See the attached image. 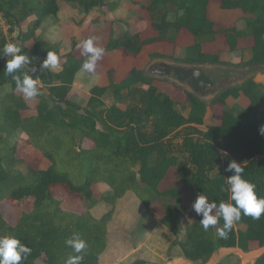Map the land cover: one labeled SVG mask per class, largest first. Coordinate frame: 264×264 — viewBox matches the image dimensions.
<instances>
[{"label":"trees","instance_id":"trees-1","mask_svg":"<svg viewBox=\"0 0 264 264\" xmlns=\"http://www.w3.org/2000/svg\"><path fill=\"white\" fill-rule=\"evenodd\" d=\"M210 1L149 0L146 11L154 34L113 33L105 51L137 58L145 47L176 44L187 32L194 42L184 57L156 53L150 58L248 68L241 79L249 71H264V0H221L223 10L240 12L244 30L237 25L217 30L208 16ZM62 4L84 18L108 6L107 0H0V15L10 31L19 30L11 40L0 31V264H39L42 258L45 264H99L116 207L128 194L148 211L153 204L162 206L160 222L176 237L172 247H180L189 261L205 263L222 248L264 247V85L251 77L218 91L210 106L221 108V123L206 130L199 128L205 125V100L180 88L186 96L179 102L136 67L121 82L116 70H109L107 84L94 86L81 105L70 97L72 85L89 72L94 57H78L77 41L62 55L60 44L38 35L42 23L58 19ZM221 34L230 52L252 38V59L233 65L222 62L221 54H205L203 43ZM54 63L59 72L51 69ZM29 94L36 99L33 104ZM242 94L250 104L234 113L227 100ZM25 111L36 114L23 117ZM22 133L50 163L48 169H35L15 157ZM87 140L91 149L84 147ZM22 165L25 171L19 169ZM171 170L177 172L175 186L163 191ZM100 184L109 191L97 198ZM56 188L77 198L78 211L63 207ZM191 192L205 199L213 214H198L184 230L179 216ZM6 201L19 208L30 205V210L10 224L1 210ZM103 204L111 209L98 219L93 210ZM256 264H264V254Z\"/></svg>","mask_w":264,"mask_h":264},{"label":"crops","instance_id":"crops-1","mask_svg":"<svg viewBox=\"0 0 264 264\" xmlns=\"http://www.w3.org/2000/svg\"><path fill=\"white\" fill-rule=\"evenodd\" d=\"M123 9L121 7H119V8L117 7L116 11H113V14L115 15L113 17L114 18L118 17V19H120V17L123 16V15H121V12ZM126 12L128 14L127 17L129 18L128 19V25H129L130 31H128V32L131 34H134V35L135 34H141L142 37H144V34L149 31V18L146 15L140 16L143 18H138L139 12L137 11V9L133 10V9L129 8L128 10H126ZM208 16L214 22L215 28L217 30H222L225 28L233 27L235 25H237V27L240 30H244L246 28L245 21H241V19H240L241 18L240 12L223 10L221 8V0H211L210 1L209 7H208ZM58 24H59L58 20L54 21L52 19H49V20L45 21L44 23H42L41 29L38 31V35L42 36L45 33L46 34L45 38H47L48 41L52 42L53 44H60L62 55H65L68 52H70V50L72 49L74 41L78 42V44H79L78 49H81L84 46V44H83L84 38L82 37V34H83L84 29L86 27L89 28V26H83L81 28L76 27L77 30H74L72 27V30H71L72 33L70 35L68 34L66 39L63 41L62 40L63 30H62V28L60 29V25L58 26ZM68 24H70V23H68ZM102 26L103 25L93 26V28H91V31L90 32L88 31L87 35H86V36L90 35V38H92V40L97 41L96 43H100L101 45H102V43H104L106 41V39L103 40V39H101V37H103V38L110 37V35L106 32L105 29L100 30V29H102ZM102 31H103L105 36H101ZM113 33H118V32H113ZM94 36H95V38H94ZM49 37L52 38V40L48 39ZM146 38H148V37H146ZM193 42H194V38L189 33L182 32L179 35L176 44H170V45L173 46L172 51L173 52L176 51L177 57H184L185 56L184 55L185 48L192 45ZM165 45H168V43H157L154 45L147 46L144 48L143 53L140 56H142L144 54V51L148 48L150 49V48H153L156 46L162 47ZM252 47H253V39L248 38V39L241 40L239 42V49L236 52H230L229 47L226 43V38L223 34H221V35H218L213 42L203 43L202 51L208 55L221 54L222 62L228 63V64H233V65H238L242 62H248L252 59ZM78 49L76 51V55L79 57ZM157 53H159V52H157ZM152 54H156V53H152ZM160 54H163V53H160ZM117 55L124 57L125 60L133 58V57H127V56L123 55L122 53H118L116 51L111 52V53H107L106 58L114 59L113 57L117 56ZM164 55H166V54H164ZM83 56L84 55H82L81 57H83ZM99 56H97V61L102 59V58L100 59ZM139 57H137V58H139ZM115 60H116V62H115L116 65L114 66L112 64L110 66L109 70H111V69L116 70L117 82H121L124 78H126V76L128 75V73L130 72V70L132 68H134V67L138 68L136 65V66L132 67L130 70H128V72H126L125 75H122L123 68L120 66H123V63L122 64L118 63V60L117 59H115ZM156 60H158V59H156ZM122 62H123V60H122ZM92 64H90L87 68V70L89 72H84L83 76L80 75L79 78L77 79V81H75L73 83L72 90L70 93L71 99H73V96H75V97L76 96H79V97L84 96L87 99L90 96V90L94 86L99 85V84L100 85H106L107 84L106 74L109 70L106 69L107 71L105 70L103 72H98V73L92 72L91 71L92 70L91 67L93 66ZM56 66H59V69L56 70ZM184 67L199 68L206 73V71L203 69L204 68L203 66L187 65ZM207 67L209 68L210 66H207ZM51 69L53 71L59 72L61 70V67H60V65L54 63L51 66ZM246 70L248 71V68H246ZM251 77L254 79V81L256 83H258L260 85H264V71L262 70V71H258V72H250V71L247 72L246 76H244L242 79L239 78L240 80L236 81V83H234L232 85V87L236 86V85H240L245 79H248ZM237 78H238V76L236 75V77L234 76V78L232 80H235ZM41 86L42 85L40 84L39 87H41ZM156 86H158V85H156ZM83 89H85V90H83ZM160 89H162V88H160ZM83 91H86V94H84ZM169 94L172 95V97L174 99L176 98V96H174L173 94H171V93H169ZM203 100H205V99H203ZM76 102L81 104V105L84 104V103H80L78 100H76ZM249 104H250L249 99L243 94L238 99L229 98L227 100V105H228L229 109L232 110L234 113H238L242 109L247 108L249 106ZM214 108H215V106L212 107L209 104L207 107L206 116H208L209 114H213V112L215 111ZM217 108H219V107H217ZM26 112H30L31 114L27 116V115H25ZM35 114H36L35 111H25L22 113L23 117H30V116L35 115ZM206 116H205V119H206ZM220 123H221V120H219V123H216L214 125L215 126L220 125ZM211 126H213V125H211ZM19 138H21V140L20 139H19L20 141L18 140V142H19L18 148L20 147V143H25V144H27L28 142L31 143L26 134H23V133L20 134ZM87 143L90 144L89 147H85V145ZM29 147H30V152L36 153L34 156V159H37L38 157L41 156V154L35 149V147L33 146L32 143L30 144ZM84 147L87 149H91L92 143L87 140L84 143ZM43 159H45V158H43ZM25 161H27L28 163L31 164L30 159L26 158ZM48 168H49V166H48ZM48 168H46V169H48ZM46 169H44V170H46ZM167 189H169V188H166L165 190H167ZM191 193L194 194L193 192H191ZM129 195L130 194H128L126 198H128ZM124 201L125 200H122V201H120V203H123ZM203 202H206V200L203 198H199V196L197 194H194V197H192V198H190L188 195L184 198L183 205H182L183 211L179 216L181 218V224H182V227L184 230H186V225L185 226L183 225V218H185V219L190 218L188 221H186V224H187L188 222H192L194 220V218L200 213L211 212L213 214V211L208 208L209 206L206 207V205ZM107 211H109V209H107V208L103 209L102 207L99 206L93 210V215L99 219L102 216H104L105 213H107ZM138 211L139 212L129 210V209H127V210L117 209L115 211L114 217H113V219L110 222L109 227H108L106 250L103 253V255L101 256L99 264H122L123 259H119L120 258L119 251L122 250V248L125 245L132 248L131 253L135 255V259H133L132 261L131 260L127 261L125 264H134L135 262H139V261H142L145 264H256L258 258L264 254V247H260L257 243H252L250 246V249L248 251H244L238 247L237 248H229V249L222 248V249L218 250L215 254H213L211 259L205 263L204 262L189 261L183 255V252L180 249V247H178V246L172 247V244L176 240V237L168 228H166L165 226H163L161 224L160 218L162 217L163 214L160 216H157V215H154V213H151L153 215H150V217L151 216L152 217L146 223H143V226H144V224H147L143 237L141 239L134 240L133 235L128 234L125 228H128V230H131L134 225L140 224V220L133 219V218L141 215V214H139L140 210H138ZM143 211H144V214L151 212V211H148L147 209L143 210ZM190 211H192L191 214L189 213ZM183 237H184V233L182 235V238ZM133 241H135V243H132ZM39 264H45V258H42L41 261L39 262Z\"/></svg>","mask_w":264,"mask_h":264},{"label":"rangeland","instance_id":"rangeland-1","mask_svg":"<svg viewBox=\"0 0 264 264\" xmlns=\"http://www.w3.org/2000/svg\"><path fill=\"white\" fill-rule=\"evenodd\" d=\"M108 2V6L102 9H98L95 12H93L92 14H90L88 17L84 18L83 15H80L77 13V10L75 11V8L66 4H62V12L59 15L58 19H52V20H58L60 25V29L62 28L63 33H62V40L64 41L66 39V37L68 36V34L70 35L72 32V27L74 30H77L76 27L81 28L83 26H89V28H85L82 34V37L84 38L83 44L84 46L81 49H78V55L79 57H81L82 55H91L94 57V61H92V67H91V71L92 72H103L106 69L109 70L110 66L113 64L114 66L116 65V60H118V63H123V66H120L123 68V72L122 75H125L126 72H128V70H130L132 67L136 66L142 70L145 71V73L148 76H153L154 78H156V82L155 84L158 85L160 88H162L161 90L164 93H171L174 96H176L175 100L179 101V102H183L185 99V92H183L181 89H185V91H192V88L187 84V83H180L177 78L174 75H170V76H161L159 74H157V70L164 68L165 65H169V66H187L186 64H182L178 61L175 60H170V59H158V60H152L150 58V55L152 53H163L166 54L167 56H174L176 57V51L173 52L172 48L173 46L168 44L165 46H160V47H153V48H148L144 51V54L142 56H140L139 58H130L125 60L124 57L117 55L114 56V59H109L106 58V51H105V45L108 41V38H103L101 37V39H106V41L104 43H102V45L100 43H96L97 41L92 40V38H90L87 35V32L91 31V28H93V26H102V29L100 30H106V32L112 36L113 32H118L115 33V37L121 35V33H124L126 31H130L129 30V25H128V14L126 12V10L133 9L139 12L138 13V18H143L140 16H147L149 18V14L146 11V6L149 5V0H107ZM121 7L123 10L121 12V15H123L122 17H120V19H118V17H113L115 16L113 14V11H116V8ZM120 15V16H121ZM1 16V15H0ZM75 17V19H74ZM84 18V19H83ZM95 18H100L99 22L94 23V19ZM117 18V19H116ZM122 19V20H121ZM81 20H83V24L82 26L77 25L78 22H81ZM85 20V21H84ZM34 22V19H30L26 24H24V29H26L27 27L30 26V24ZM70 23V24H68ZM104 27V28H103ZM0 31H2L4 34H6L8 36V38L11 40L14 37H16V32L13 33L10 31L9 26L7 25L6 21L0 17ZM154 33L152 31H148L147 33L144 34L143 38L146 37H150L151 35H153ZM45 33H44V37H45ZM101 36H105L103 31ZM55 37V36H54ZM95 38V36H94ZM93 38V39H94ZM47 39V38H46ZM51 39L52 38H48ZM75 42V41H74ZM73 42V45H74ZM82 44V45H83ZM143 53V52H142ZM100 56H99V55ZM99 56L101 60L97 61L96 57ZM123 60V62H122ZM119 67V66H118ZM204 70L206 71V74L210 75V77L213 79L214 82V86L210 89H208L207 94L205 96H201L199 94H197L198 96H200L201 98L205 99V101L210 104L211 100L215 97L216 93L226 87H232V85L234 83H236V81H239V75L244 74L246 71V69H232L229 67H225V66H221V65H216V66H211V68L207 67V66H203ZM55 69V68H54ZM59 69V66H56V70ZM106 70V71H107ZM34 72H36V69L33 70ZM108 73V72H107ZM84 73L81 74V76H83ZM236 75L238 76L237 79L232 80L234 78V76L236 77ZM41 83H39L40 85ZM42 85V84H41ZM179 86V87H176ZM9 86H7L6 88H8ZM41 91H43L44 93H46V90L43 86L39 87ZM8 89H6L7 91ZM85 90V89H83ZM5 92V91H4ZM3 92V93H4ZM84 94H86V91H83ZM2 93V94H3ZM17 93L20 94L21 90H17ZM1 94V95H2ZM28 99L29 101L33 104L36 99L32 94L28 95ZM73 101L76 102V100H78L80 103H86L87 99L84 96H73ZM82 104V105H84ZM123 108H125V106H121ZM179 110H183L181 107H178ZM215 111L213 112V114H209L208 116H206L205 119V125L199 127L202 130H206V128L208 126L214 125L216 123H219L221 114H222V110L221 108H214ZM30 112H26L25 115H30ZM21 140V138H19ZM18 139V140H19ZM19 140V141H20ZM18 144L17 143L16 147H17V152L15 157L19 160H25L30 159L31 160V166L34 167L35 169L38 170H44L46 168H48V166H50V163L48 161H46L45 159H43L41 156L38 157L37 159H34V156L36 153L34 152H30V144L31 143H20V147L18 148ZM90 144L87 143L85 145V147H89ZM38 156V155H37ZM26 166L22 165L19 167L20 170H26L25 169ZM177 176V172L176 170H171L170 173L168 174L167 178L164 180V182L161 185V190H165L166 188H171L172 186H175V178ZM109 191V187L105 184H100L98 186L95 187V194L96 197L99 198L101 195H107ZM56 195L58 198L63 199V207L69 211H78L79 208V203L78 200L75 196L69 195L65 190L63 189H55ZM188 196L190 198L194 197V194L189 193ZM206 207L209 206L208 203L203 202ZM103 209L107 208L111 209V206L109 204H103L102 206ZM210 209V207H208ZM133 210V211H137L140 210L141 215L133 218L135 220H140V224L138 225H134L133 228L131 230H128V228H125L128 234H132L134 240L136 239H141L145 233V228L147 226L146 223L151 217L150 215H153L151 213H154V215L160 216L163 214V209L162 206L160 204H153L151 207V212L150 213H145L143 210H146L143 206L142 203L139 202V200L136 198V196L134 195H129L128 198L125 199V201L123 203H119L118 206L116 207V210ZM1 210L3 211V214L6 218V220L10 223V224H15L20 213L25 210L28 211L30 210V205H25L21 208L14 206L10 201H6L2 204L1 206ZM153 211V212H152ZM108 212V211H107ZM190 214L192 213V211L189 212ZM106 214V213H105ZM114 217V216H113ZM190 218H183V225H186V221H188ZM236 226H237V230L238 231H243L244 227L242 225H239L236 222ZM132 243H135V241H133ZM131 249L130 247H128L127 245H125L122 250L119 251V259H123L122 260V264H125L127 261H132L133 259H135V255L131 253ZM127 252V253H126ZM111 256V255H110Z\"/></svg>","mask_w":264,"mask_h":264},{"label":"water","instance_id":"water-1","mask_svg":"<svg viewBox=\"0 0 264 264\" xmlns=\"http://www.w3.org/2000/svg\"><path fill=\"white\" fill-rule=\"evenodd\" d=\"M18 31L16 36H18ZM161 76L174 75L180 83H187L195 94L205 96L208 89L214 86L213 79L199 68L184 66H169L158 69Z\"/></svg>","mask_w":264,"mask_h":264},{"label":"built area","instance_id":"built-area-1","mask_svg":"<svg viewBox=\"0 0 264 264\" xmlns=\"http://www.w3.org/2000/svg\"><path fill=\"white\" fill-rule=\"evenodd\" d=\"M0 17H2V16H0Z\"/></svg>","mask_w":264,"mask_h":264}]
</instances>
